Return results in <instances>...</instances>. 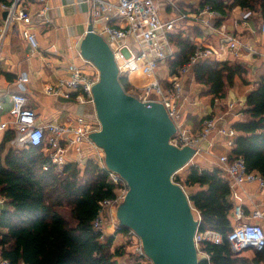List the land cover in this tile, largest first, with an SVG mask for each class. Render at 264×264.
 <instances>
[{
    "label": "trees",
    "instance_id": "trees-1",
    "mask_svg": "<svg viewBox=\"0 0 264 264\" xmlns=\"http://www.w3.org/2000/svg\"><path fill=\"white\" fill-rule=\"evenodd\" d=\"M199 3L200 7L208 5L218 12L222 16L219 23L234 8L245 9L248 14L259 11L264 16V0ZM201 36L197 28L189 32L177 30L171 35L172 43L179 49L175 59L167 61L172 74L193 54L196 45L193 38ZM192 74L212 101L224 99L230 89L238 86L244 108L242 119L233 123L237 136L228 156L230 160L241 157L249 172L264 178V76L250 84L246 81L249 70L244 64L216 60L197 64ZM7 76L10 80L14 78ZM120 83L127 93L132 90L126 78L120 76ZM13 136V131H7L0 142V199L5 201L0 215L2 257L9 264H121L116 258L123 255V247L112 249L115 235L102 237L93 230L99 202L115 196L116 186L108 181L107 172L87 159L83 168L68 162L58 173L40 148L6 149ZM177 180L186 187L201 189L189 196L200 219V231L212 230L224 237L221 245H200V250L210 256V264H264V247L236 254L226 240L234 226V205L229 183L219 168L200 169L191 165L186 176ZM122 232L125 230L118 228L115 234ZM142 259L129 254L127 260L128 264H145Z\"/></svg>",
    "mask_w": 264,
    "mask_h": 264
},
{
    "label": "built area",
    "instance_id": "built-area-1",
    "mask_svg": "<svg viewBox=\"0 0 264 264\" xmlns=\"http://www.w3.org/2000/svg\"><path fill=\"white\" fill-rule=\"evenodd\" d=\"M87 1H90L93 7L98 8L94 13L93 29L104 38L111 48L119 75L126 78L133 88L142 91V101H157L166 108L169 117L176 126V133L170 140L171 144L178 148L191 147L195 150V156L209 154V149L212 146L211 135L216 132L224 138L225 147L230 151L234 146L237 132L233 127L225 125V116L232 113L235 102L229 105L226 114L215 112L210 113L211 116L205 117L201 130L194 135L185 128L184 124L180 123L176 106L178 100L183 97L184 79L192 73L197 64L212 60V56L215 55L212 49L196 44L193 54L190 55L187 62L177 68L175 73L166 75V82L155 78L158 72L167 65V61L175 59L179 52V49L171 41V35L181 27V23L190 18L201 28L214 29L213 22L218 18V13L211 6L206 5L198 8L197 12L192 15L178 13L174 18L163 19L160 14V5L162 2L171 4L173 3L171 0H115L114 4L104 0ZM29 2L30 0H0V10L6 15L0 26V50L10 28L29 21ZM112 9L115 10L113 15H103ZM262 31L264 32V23ZM22 36L28 42L31 52L38 50L36 36L29 29L23 30ZM222 43L224 44L223 50L236 57L242 49V43L235 35H224ZM82 61L86 67L92 66L83 59ZM92 68L93 72L87 74L86 68L73 64L67 66L66 77H57L54 84L46 86L44 93L53 97L74 98L80 103L93 105L92 88L98 81V71L93 66ZM131 75H136L138 79L132 80ZM140 77L150 78V82L147 85L137 86L138 82L136 81ZM27 80V76L24 74L18 77L20 90L10 94V109L8 110L10 118L8 121L0 122V133L13 131L14 136L9 143L14 148H40L48 160V164L53 165L60 173L68 162L66 154L72 147L83 142L93 145L88 140V135L95 131L94 124L82 116H77L73 121L66 123L36 124V113L29 107L28 99L24 94L23 84ZM151 95H154L155 99H149ZM214 107L220 110L219 100L215 101ZM3 110V105L0 103V112ZM203 145H207V147ZM97 150L99 151V149ZM217 160V168H219L222 177L228 178L230 189L232 186L255 183L258 191L264 190V178L256 172H249L241 157L230 160L227 152L220 157L217 156ZM96 163L107 172L108 181L116 186L115 196L112 199L99 202V211L93 221V230L103 237L107 224L116 227L115 210L123 200L128 188L119 175L106 169L103 163V154L96 160ZM47 167V164L44 165L43 170L46 171ZM174 176L173 181L183 188L181 183L177 182L179 176L175 180ZM4 203L5 201L0 199V215ZM232 216L234 226L226 237L232 251L238 254L249 248L261 250L264 247V227L262 225L264 211L254 207L246 217L243 206L235 205ZM246 218L251 221H245ZM197 219L200 221L199 217ZM125 237L127 244L134 246V253L144 258L141 244L136 240L135 233L127 230ZM194 241L199 260L210 264V256L200 250V245L202 243L221 245L224 242V237L218 232L200 231L198 228ZM1 254L2 248L0 247V264H9V261L4 259Z\"/></svg>",
    "mask_w": 264,
    "mask_h": 264
},
{
    "label": "water",
    "instance_id": "water-1",
    "mask_svg": "<svg viewBox=\"0 0 264 264\" xmlns=\"http://www.w3.org/2000/svg\"><path fill=\"white\" fill-rule=\"evenodd\" d=\"M78 51L98 71L92 98L99 128L88 140L102 152L106 169L128 188L115 210L118 228L135 233L151 264H199L194 237L200 221L189 196L172 179L195 150L171 144L176 126L162 103L124 90L113 52L94 31L91 17Z\"/></svg>",
    "mask_w": 264,
    "mask_h": 264
},
{
    "label": "crops",
    "instance_id": "crops-1",
    "mask_svg": "<svg viewBox=\"0 0 264 264\" xmlns=\"http://www.w3.org/2000/svg\"><path fill=\"white\" fill-rule=\"evenodd\" d=\"M104 1L114 4L109 0ZM171 1L173 3L162 2L160 5V14L163 19L174 18L178 13L192 15L200 8V0ZM28 8L30 12L29 21L11 27L0 50V103L4 108L3 112H0V122L9 120V97L10 94L20 90L18 77L24 74L28 79L23 84L24 94L28 99L29 107L36 113V124L66 123L73 121L77 116H82L94 124L95 130H97L99 125L93 105L80 103L74 98L66 99L46 95L44 90L47 85L54 84L57 77H66L65 70L71 64L77 66L78 63H81L79 66L87 70L88 66L84 65L79 55L78 47L80 40L85 34L88 19L91 17L93 21L94 13L98 8L93 7L92 3L87 0H43L42 2L30 0ZM114 12L115 10L112 9L103 13V15L111 16ZM248 13L245 9L234 8L230 16L221 23L218 20L222 19V16L218 13V18L213 22L214 29L201 28L195 21L187 18L181 23V27L178 30L188 32L192 28L201 30V37H192L194 44H201L212 49L215 52L212 60L244 64L251 71L250 75H252L253 80L250 82L254 84L260 76H264V32L262 31L264 16L259 11ZM3 14L0 10V26ZM76 15L83 17L82 22L74 21V16ZM82 28L84 29L83 32H81ZM25 29H29L36 36L39 46L37 51H30L28 42L22 36V31ZM224 35H235L240 39L242 49L237 57L223 50L224 44L222 40ZM7 74L12 75L14 78L10 80ZM131 77L134 81L138 78L136 75H131ZM187 91L186 89L184 96L179 100L183 102V106L194 104L193 102L189 103L191 102V97ZM236 95H238L236 89L228 91L226 97L219 100L220 105H225V101H234V98H236L239 102H234L242 110L244 108V98L241 99ZM33 97L37 98V100ZM215 101V99L213 101L210 99L208 105L210 111L212 110L211 108L215 109ZM42 102L44 104H41ZM194 120L191 118L187 124L192 132H196L199 127H197V123ZM5 133H0V142ZM9 147H12L10 143L6 145V149ZM90 150L96 151L95 157L87 156L80 162L81 153L79 152L75 154L74 158H66V160L68 162H80L78 165L83 168L87 159L96 161L102 155L93 145L89 148ZM191 162L193 163V161ZM211 167L207 165L204 168ZM223 179L227 182L229 181L227 177H223ZM191 190L196 193L201 189L198 186H194L191 187ZM261 192L258 191L255 183L244 186H232L231 201L234 206L242 205L244 214L248 217L254 207L264 211V192ZM249 220L246 218L245 221L249 222ZM262 225L264 226V223ZM110 235H114V233ZM121 238H124L123 243L120 242ZM125 238V232L115 234L114 247H123L124 250H129L130 246H128ZM249 253L251 252L246 254L248 255Z\"/></svg>",
    "mask_w": 264,
    "mask_h": 264
},
{
    "label": "rangeland",
    "instance_id": "rangeland-1",
    "mask_svg": "<svg viewBox=\"0 0 264 264\" xmlns=\"http://www.w3.org/2000/svg\"><path fill=\"white\" fill-rule=\"evenodd\" d=\"M109 1L111 3L115 2V0H109ZM36 9L39 10L38 7H36ZM82 20H83V17H81L80 15L74 16V21L75 22H82ZM83 30L84 29L82 28L81 32H83ZM52 40H53V38H52ZM173 60H170V61H173ZM80 64L81 63H78L77 66H79ZM92 71H93L92 66H88V68L86 70V73L90 74V73H92ZM170 73H172V72H171L169 66L166 65L162 70H160L158 72L157 77H155V78H157L158 80L159 79L164 80L166 75H168ZM250 73H251V71H249V74H248V77L246 78V81H248L251 84L250 81H252L253 79H252V75H250ZM192 75L193 74L191 73L189 76H187L184 79L182 95L184 96L185 90L187 89L188 90L187 92H189L190 97H191V102H189V103L193 102L194 104H191V105H188V106H183V102L179 101L181 99L180 98L178 100V103L176 104V106H177L178 116L180 118V123L184 124L185 128L192 135H194L195 133H198L201 130L202 125H203V120L205 119V117L211 116L210 113L221 112L223 114H226L227 110L229 109L228 108L229 105L233 104L234 101H236L237 103L239 101H237L236 98H234V101H225V105L222 104L220 110L211 108L212 110L210 111V108L208 107V105L210 103L211 97L204 95V92H205L206 89L203 88L202 86L198 85L197 83H195L194 78H193ZM136 82H138L137 86L138 85L139 86L147 85L150 82V78L143 79L142 77H140L139 80L136 81ZM131 88H132V90L129 92V94H131V95L135 96L136 98L142 100L143 99L142 91H140L139 89L133 88L132 86H131ZM233 89H236L238 91V86L236 85ZM231 90L232 89H230L229 91H231ZM236 96L241 98V99L243 98L239 94V92H238V95H236ZM33 98H35V97H33ZM149 99H155V96L151 95L149 97ZM35 100H37V98H35ZM215 100H220V99H215ZM237 103L235 104L234 110L232 111V113H230L228 116L226 114V116H225V120H226L225 125L226 126L229 125V126L232 127L234 122H236L239 119H242V117H241L242 116V114H241L242 110L239 108V106H237L238 105ZM41 104H44V103L42 102ZM234 111H235V113H234ZM238 117H241V118H238ZM191 118L195 119L194 122L197 123L196 124L197 127L199 126L198 130L196 132H192L187 126V124H188V122H189V120ZM0 140H1V135H0ZM210 142H212V146L209 149V154H200V155L194 156V158L192 159L193 163L190 162L185 168H183L178 173V175L174 176V180L176 179L177 176H179V178H184L186 176L187 172H188V168L191 165H199V166H201V167H199L200 169H205L204 167L207 166V165H209L210 167L211 166H213L215 168L217 167L218 160H217L216 156L220 157V155L225 154V153H227L229 151L225 147L224 138L220 137L216 132L212 133ZM203 146L207 147V145H203ZM90 147H91L90 143L83 142L81 144H78V145L72 147V149L69 152H67L66 156H67V158H74L75 154L80 152L81 153L80 162H81L82 159L87 158V156L95 157L96 156V151L95 150H90L89 151ZM80 162H78V163H80ZM95 163H96V161H95ZM213 167H211V168H213ZM211 168H207V169H211ZM181 185H182V183H181ZM182 186H183L184 190L186 191L187 196H191L193 194V192L191 190V187H186L184 185H182ZM263 192L264 191H262L261 193H263ZM193 213H194V215L196 216V219H197V212L193 211ZM64 214L68 217L66 211H64ZM108 222H110V221H108ZM115 223H117V219H116ZM117 229H118V223H117L116 227H115V225L107 224V228L105 230V234L104 235L105 236H110V234H113V233L115 235ZM120 240H121L120 242L123 243L124 238H121ZM136 240L139 241L138 238H136ZM128 246H130L129 250L128 249H126V250L123 249V255L116 258L117 261L119 263H121V264H128V260H127L128 259V255L129 254L130 255L135 254L134 253V246L131 245V244H129ZM112 249H116L114 247V243H113ZM249 254H251V253H249ZM142 260H143V262L145 264H151V262L145 257Z\"/></svg>",
    "mask_w": 264,
    "mask_h": 264
},
{
    "label": "bare ground",
    "instance_id": "bare-ground-1",
    "mask_svg": "<svg viewBox=\"0 0 264 264\" xmlns=\"http://www.w3.org/2000/svg\"><path fill=\"white\" fill-rule=\"evenodd\" d=\"M143 79H148L147 77H143Z\"/></svg>",
    "mask_w": 264,
    "mask_h": 264
}]
</instances>
